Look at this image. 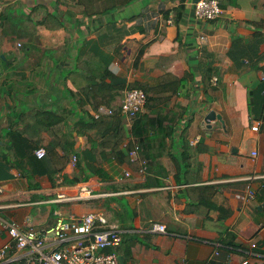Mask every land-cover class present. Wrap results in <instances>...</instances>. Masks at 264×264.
<instances>
[{"label": "crops", "instance_id": "0c3cea01", "mask_svg": "<svg viewBox=\"0 0 264 264\" xmlns=\"http://www.w3.org/2000/svg\"><path fill=\"white\" fill-rule=\"evenodd\" d=\"M198 1L0 0V15L38 5L62 22L45 30L51 51L37 69L33 54L31 68L0 64V250L11 244L9 224L41 233L59 218L101 214L121 233L112 250L124 264H264V0H218L223 14L213 21L195 17ZM28 73L47 78L16 82ZM167 75L176 93L160 85ZM131 83L167 88L142 110L155 118L138 151L144 173L128 156L132 119L123 115L120 143L108 114L77 125L97 122L109 109L100 101L114 97L119 108L118 85ZM210 111L222 122H205Z\"/></svg>", "mask_w": 264, "mask_h": 264}, {"label": "built area", "instance_id": "2783aa9c", "mask_svg": "<svg viewBox=\"0 0 264 264\" xmlns=\"http://www.w3.org/2000/svg\"><path fill=\"white\" fill-rule=\"evenodd\" d=\"M223 14L218 0H199L194 5L196 18L206 21L219 19ZM169 23H172L171 20ZM217 83V78L213 79ZM146 94L142 89L125 88L121 94L120 110L122 115L132 118L136 113L142 112L145 107ZM111 115V110L103 111L101 108L96 113ZM261 122H257L253 131H258ZM197 137L191 144L197 143ZM139 147L130 150L128 156L131 161H140L144 173L145 162L138 157ZM35 155L38 159L46 156V150L39 148ZM255 155V153H253ZM77 157L73 156L72 165ZM129 172L125 173L128 177ZM85 192V188H83ZM254 197V191L247 190V199ZM84 198L77 196H58L60 202L76 201ZM11 244L5 245L0 250V262L18 264H120L119 255L112 249L117 248L122 240L121 233L116 225L110 224L101 214H87L79 218H59L52 228L41 233L33 230H21L14 224L6 226ZM166 227L162 224H153L151 232L165 233ZM254 246V245H253ZM108 249H111L107 251ZM9 250L13 252L8 257ZM218 254V253H217ZM243 261L240 264H246Z\"/></svg>", "mask_w": 264, "mask_h": 264}, {"label": "trees", "instance_id": "16d2710c", "mask_svg": "<svg viewBox=\"0 0 264 264\" xmlns=\"http://www.w3.org/2000/svg\"><path fill=\"white\" fill-rule=\"evenodd\" d=\"M37 10H44L45 12L43 15L40 14V15L36 16L35 14H36ZM23 13L24 12L16 15V12L14 10H11V11L7 10L4 15H2V14L0 15V19L5 20V21L10 20V19H15V18H18ZM27 13H28V16H31L33 14V18L31 21L33 22V28L36 30V33H33V40H31V39L27 40V42L29 41L31 49L33 47V71H34L35 69H37L36 67H38L40 65V62L42 60L43 55L48 54V52L51 51L49 48L44 46V45H46L45 44V35H43V34H45V30L46 31L50 30V31H53L56 33V31L62 30V22L59 20L58 16L55 14L54 11H49L48 9H45V8L42 9L38 5L34 6L33 10L28 11ZM34 17H36V19H34ZM40 36L43 37V41L38 40V38ZM32 42H33V44H32ZM16 46L18 48H22L23 45L21 42L17 41ZM31 49H28V50H31ZM57 61H59V60L57 59ZM109 75L110 74L106 71L104 76H103V81H104L105 77H107ZM209 77H210V74L207 76L208 80H209ZM59 78H61V76ZM159 81H160V85L171 82V86H173L172 89H167V88L166 89L172 90L173 93H176L177 90L179 89V85H175V83H174V82H178V81L173 76L167 75L164 78H161ZM97 86H101V88H109V87H107V85H104V83H102V84L97 83ZM118 86H119L118 89H120V90L125 89L124 85L119 84ZM128 88L129 89H142L145 92V94H146L145 108H151L153 106L154 95L165 93L167 91L163 87L160 88L159 85H157V87H155V88H151V87L148 88L145 86L142 87L136 83H131L130 85H128ZM120 94H121V92H120ZM113 99H114V97H112L109 101H112ZM109 101H107V100L100 101L97 104H95V106L98 109V107H97L98 104H101L103 102L109 107L108 110L112 111V114L110 115L112 117L111 128H112V131H114L115 133H118V135L116 137L120 136L119 141H118V143H120L123 140V135H119V132L121 131V125L120 124H121V119H122L123 115L121 113L120 106H119V108L114 109V108L110 107ZM98 118L99 119L96 122V120H94L93 117L89 116L88 119L91 122L84 120V122L78 123L77 125L85 126V124L87 125L90 123H92L93 125H96V124L102 122L101 121L102 120L101 114L99 115ZM131 119L133 121L132 122V133H133V136L136 140V146L139 148L140 147L144 148L147 141L149 140L146 138L147 137L146 135H147V133H148V131L152 125V120H155V118L150 117L146 114H143L142 112H139V113H136ZM262 129L264 131V120H263V128ZM134 148H135V146H134ZM144 149L146 150V148H144ZM130 150H132V149H130ZM117 155L119 157H123V161H127V157H126L125 153L117 152ZM246 261H247L246 264H250V262L248 260H246Z\"/></svg>", "mask_w": 264, "mask_h": 264}, {"label": "rangeland", "instance_id": "374dc122", "mask_svg": "<svg viewBox=\"0 0 264 264\" xmlns=\"http://www.w3.org/2000/svg\"><path fill=\"white\" fill-rule=\"evenodd\" d=\"M44 12H45L44 10H37L35 15L36 16L40 14L43 15ZM32 18H33V14L31 16H28V13L24 12L18 18L10 19L7 21L1 20L0 22V32H1L0 34V64L6 72L8 71H12V73L16 72L20 66L24 69L31 68L27 64L28 61L26 59L30 58V56H32L31 54H33V47L31 49L29 41L27 42V40H30V39L33 40V33H36V30L33 28V22L31 21ZM34 19H36V17H34ZM38 40L43 41V37L40 36ZM17 41L22 43L23 45L22 48H18L17 47L18 45L16 46ZM28 49H31V50H28ZM25 52L28 53L25 59L19 60V61L18 59H16V63H13L14 59L16 58L17 53H25ZM2 56H4V58ZM30 63H32V60H30ZM28 75L30 76V78L28 79L27 82L25 79H20L19 77L16 78L17 79L16 82L23 81L24 82V84L22 83L23 85L32 86V85H36L37 83H43L44 78H47L43 76L42 74L36 76V75H33L32 73H28ZM31 77L33 79V84L31 83L32 81ZM59 77L60 75L57 77V79ZM11 82L14 85L16 83L15 81L14 82L11 81ZM18 94L19 92L14 91L12 98L14 99L18 98L19 97Z\"/></svg>", "mask_w": 264, "mask_h": 264}, {"label": "water", "instance_id": "95a60500", "mask_svg": "<svg viewBox=\"0 0 264 264\" xmlns=\"http://www.w3.org/2000/svg\"><path fill=\"white\" fill-rule=\"evenodd\" d=\"M215 119L222 122L221 116L216 114L214 111L208 112L207 115L205 116V122H207V123H209L210 121L215 120ZM118 257L120 260V264H124L123 257L121 255H119Z\"/></svg>", "mask_w": 264, "mask_h": 264}]
</instances>
